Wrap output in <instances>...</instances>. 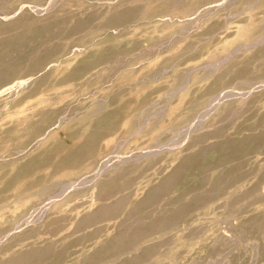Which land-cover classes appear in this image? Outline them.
Masks as SVG:
<instances>
[{
    "label": "rangeland",
    "instance_id": "374dc122",
    "mask_svg": "<svg viewBox=\"0 0 264 264\" xmlns=\"http://www.w3.org/2000/svg\"><path fill=\"white\" fill-rule=\"evenodd\" d=\"M11 263L264 264V0H0Z\"/></svg>",
    "mask_w": 264,
    "mask_h": 264
},
{
    "label": "bare ground",
    "instance_id": "6f19581e",
    "mask_svg": "<svg viewBox=\"0 0 264 264\" xmlns=\"http://www.w3.org/2000/svg\"><path fill=\"white\" fill-rule=\"evenodd\" d=\"M106 162H107V161H106ZM119 232H120V231H119ZM111 240H112V239H111ZM114 241H115V240H114ZM106 242H107V241H106ZM108 242H109V241H108ZM108 242H107V243H108ZM107 243H106V244H107ZM108 244H110V243H108ZM109 246H110V245H109ZM102 247H103V246H102ZM109 249H110V248H109ZM98 250H99V249H98ZM105 250H106V249H105ZM105 250H103V251H105ZM27 255H29V254H27ZM34 255H39V254H34ZM34 255H33V256H34ZM24 256H25V255H24ZM18 259H19V258H18ZM31 259H33V258L31 257ZM13 260H14V259H13ZM29 260H30V259H29ZM19 261H20V260H19ZM24 261H25V260H24ZM34 261H35V260H34ZM15 262H16V261H15ZM15 262H14V263H15ZM29 262H31V261H29ZM14 263H13V264H14ZM22 263H23V262H22ZM11 264H12V263H11ZM16 264H18V263H16ZM29 264H30V263H29Z\"/></svg>",
    "mask_w": 264,
    "mask_h": 264
}]
</instances>
